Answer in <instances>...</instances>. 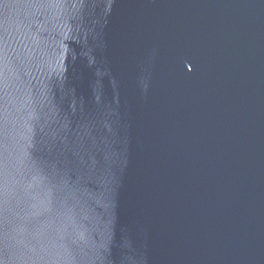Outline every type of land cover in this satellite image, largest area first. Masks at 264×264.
<instances>
[{
    "label": "water",
    "instance_id": "95a60500",
    "mask_svg": "<svg viewBox=\"0 0 264 264\" xmlns=\"http://www.w3.org/2000/svg\"><path fill=\"white\" fill-rule=\"evenodd\" d=\"M0 264H264V0H0Z\"/></svg>",
    "mask_w": 264,
    "mask_h": 264
}]
</instances>
